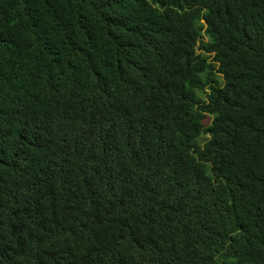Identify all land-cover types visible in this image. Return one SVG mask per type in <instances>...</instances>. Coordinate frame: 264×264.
<instances>
[{
    "label": "trees",
    "instance_id": "trees-1",
    "mask_svg": "<svg viewBox=\"0 0 264 264\" xmlns=\"http://www.w3.org/2000/svg\"><path fill=\"white\" fill-rule=\"evenodd\" d=\"M0 264H264V0H0Z\"/></svg>",
    "mask_w": 264,
    "mask_h": 264
},
{
    "label": "rangeland",
    "instance_id": "rangeland-1",
    "mask_svg": "<svg viewBox=\"0 0 264 264\" xmlns=\"http://www.w3.org/2000/svg\"><path fill=\"white\" fill-rule=\"evenodd\" d=\"M216 81L219 83L220 82V79H217L216 78ZM206 139V136L202 135L198 140H197V143L198 145L200 146Z\"/></svg>",
    "mask_w": 264,
    "mask_h": 264
}]
</instances>
